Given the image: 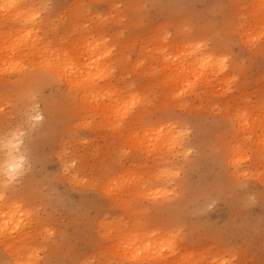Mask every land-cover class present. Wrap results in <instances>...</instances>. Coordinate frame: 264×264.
Returning a JSON list of instances; mask_svg holds the SVG:
<instances>
[{
	"label": "rangeland",
	"instance_id": "1",
	"mask_svg": "<svg viewBox=\"0 0 264 264\" xmlns=\"http://www.w3.org/2000/svg\"><path fill=\"white\" fill-rule=\"evenodd\" d=\"M21 1L25 6L21 16L31 15L30 23L20 16H11L12 20L0 1V36L5 37L0 40V66L6 69L0 67V154L7 143L4 138L10 136L18 137L23 154L22 174L7 188L0 185V194L6 200L17 199L28 210L30 217L24 215L16 222L20 233L30 235L20 242L23 249L16 254L9 256L0 247V264H12L14 259L28 264H165L167 258H173L174 264H264V167L258 160L253 165L243 161L246 171L235 177L222 159L233 129L227 107L236 100L240 107L253 109L264 96V23L259 21L264 18V0ZM15 26L28 28L23 30L27 36L35 30L38 48L49 41L45 57L37 52L42 56L39 65L37 47L27 55L20 50L22 55L14 54L22 60L1 58L6 57V38ZM60 41L65 44L59 49ZM92 41L101 42L109 53L104 57L111 84L150 98L147 115L134 128L130 124L137 105L122 119L114 115L109 119L65 102L67 86L62 81L30 76L43 70L40 60L43 64V59L52 61L54 55L60 58L72 50L78 52L72 62H84ZM186 41L203 43L202 50L226 57L233 77L227 89L217 81L204 87L190 81V74L184 78L183 90V83L175 88L173 80H166L167 86L163 76L170 69L166 68L173 64L170 60L179 63ZM166 120L177 129L178 146L164 148L165 153L149 150L148 131ZM160 167L165 173L158 174ZM119 176L118 189L103 188L111 177ZM156 189L160 191L153 193ZM121 231H135L132 250H124ZM154 235L162 244L158 251L153 248ZM141 242L146 247L139 246ZM171 245L173 255L167 251ZM161 253L164 261H153Z\"/></svg>",
	"mask_w": 264,
	"mask_h": 264
},
{
	"label": "bare ground",
	"instance_id": "2",
	"mask_svg": "<svg viewBox=\"0 0 264 264\" xmlns=\"http://www.w3.org/2000/svg\"><path fill=\"white\" fill-rule=\"evenodd\" d=\"M1 1V0H0ZM24 1V0H23ZM3 6H1L2 8H4L3 10L7 11L10 14V18L13 20V18L11 16H21V13L24 12L23 9L25 6L22 5V1L21 0H2ZM35 4V3H34ZM263 4V3H261ZM29 4H27V8H29L28 6ZM260 6V5H258ZM257 6V7H258ZM263 5H261L262 7ZM27 8L25 9L27 12ZM33 8V7H32ZM254 8V7H253ZM259 8V7H258ZM258 8L255 11L258 10ZM1 9V8H0ZM34 9V8H33ZM262 9V8H261ZM31 10V9H28ZM36 10V9H35ZM2 11V9H1ZM4 11V12H5ZM32 11V10H31ZM28 12L29 14L31 13ZM3 12V11H2ZM0 12V17L2 16ZM264 12V11H263ZM262 12V13H263ZM6 13V12H5ZM6 13V14H8ZM32 13H36V11H32ZM6 14L3 18H8ZM22 14H25L22 13ZM36 15V14H35ZM263 15V14H262ZM25 15H23L22 19L27 20L29 19L30 21L28 23L31 22V15H28L27 17H24ZM264 16V15H263ZM2 18V17H1ZM259 21L260 24L261 22L264 23V18L261 16L259 17ZM263 18V19H262ZM16 19V17L14 18ZM19 19V18H18ZM8 20V19H6ZM23 20L21 21L23 24ZM37 20V19H35ZM42 20V19H40ZM251 20V19H250ZM249 20V21H250ZM263 20V21H262ZM5 21V20H3ZM19 21V20H18ZM257 21V20H256ZM8 22H10V20H8ZM20 22V21H19ZM34 22V21H32ZM25 23V22H24ZM259 23V22H256ZM7 24V23H6ZM26 24V23H25ZM249 24V23H248ZM258 24V26L260 25ZM251 25V24H250ZM257 26V24H254ZM262 25V24H261ZM23 26V25H22ZM25 26V25H24ZM264 26V25H263ZM37 28V26H34V28ZM39 27V26H38ZM261 26H259L260 28ZM16 29L14 30L12 33H10V36H6L9 35V33H6V37H8V39L6 38V41H8L7 43L5 42V44H7L6 48V52L5 50H3V53L6 54V57L4 55V57L1 56V58H10L13 60V58H20L22 60V57H19V54L22 55V53H26V52H30L31 50L35 49L34 53L37 55L38 53H41L43 56L46 54V51L49 50L50 48V43L48 41L47 45H42V47L38 48L37 46V42H36V37L34 38L33 35L36 34L34 31L27 36L26 33H23V30L20 27V29H22V31H20L19 27L17 28L15 26ZM248 28V25L246 26V29ZM9 29V28H8ZM30 29V28H29ZM245 30V28H243ZM243 29L241 31H243ZM263 29V28H260ZM10 30V29H9ZM7 30V32L9 31ZM28 30V28H27ZM26 30V31H27ZM32 30V28L30 29ZM29 30V31H30ZM38 30V29H37ZM263 31V30H262ZM39 32V30H38ZM2 33V32H0ZM32 33H34L32 35ZM242 34V32H240ZM239 33V34H240ZM244 33V31H243ZM256 33V31H255ZM263 33V32H262ZM240 34V35H241ZM253 34V33H252ZM39 35V34H38ZM244 35V34H243ZM246 35V34H245ZM249 35V34H247ZM30 38L27 40L26 37ZM35 36V35H34ZM40 36V35H39ZM239 36V35H238ZM255 36V34H254ZM264 36V35H263ZM262 36V37H263ZM3 35L0 36V40L1 42H3V40L5 39V37H3ZM251 38V36H248ZM246 36V38H248ZM256 37V36H255ZM26 42H25V40ZM32 38V39H31ZM38 38V36H37ZM41 38V37H40ZM244 39L243 36H240V39ZM245 38V39H246ZM254 38V37H253ZM257 38H259V36H257ZM241 39V40H242ZM255 39V38H254ZM40 40V39H38ZM247 40V39H246ZM249 40V39H248ZM252 40V39H251ZM256 40V39H255ZM16 41V43H15ZM42 41V40H41ZM40 41V42H41ZM244 41V40H243ZM242 41V42H243ZM0 42V43H1ZM14 42V43H13ZM248 42V41H247ZM12 43L14 44L12 47ZM92 46H87L86 49V53L88 54L87 59L84 62H79L77 61L76 64L72 62V60L75 58V56L78 54L77 50H72L70 51L68 54L62 56L59 58V55H54V60L50 58V61H46L43 59V64H42V56L41 54L38 56V59L34 56L35 54H33V57L35 59H37L36 61H31V62H36L38 63V65L40 64L38 62L39 58H41L40 62H41V67L43 68L42 71H38L36 72V74H31L30 76H33V79H36L38 81H42L43 79H49V78H56L60 81H62L66 86V91L64 92V96H63V100L67 103H71L72 106H74L77 109H82V108H89L93 111V114H104L106 115L107 118L112 119L110 117V115H114L117 120L122 119L125 114L128 112H130L131 108L137 105V109L136 111H134V115L132 113V117L134 119V122H132L130 124V126H132V128L135 127V123L137 121H139L140 119L144 118L149 109H148V105L150 103V98L148 97V95H146L145 93L143 95H139L134 93L133 91H131L130 88H127L126 90H123L122 88H119L113 84H111L110 79H111V70H110V66L108 65L106 59L104 56H108V52L107 49H105V47L102 45L101 42H97V41H92ZM186 43V44H185ZM182 46V48L180 49V51H182L181 55L179 56L178 59H180L179 63H174L170 62V66H168L169 68L166 69H170V71L168 72L167 70V74H165L163 76V78L166 80L170 81H174L172 82L173 85L175 86V88L180 84H182L184 82V78L186 79V76L188 74L191 75L190 81H196L197 83H201L204 85V87H208V85H212L213 81H217L219 85H221L223 88H226L231 85V81L233 79L232 75L230 74L229 71V67L226 64V57L223 54H219L215 51H211V50H206L205 48L202 50V46L203 43L200 44L198 42L196 43H192V42H188L186 41ZM254 43V42H253ZM36 44V46H35ZM42 43L39 44V46ZM59 46L57 48H61L64 46V42L60 41ZM243 44V43H242ZM2 45V43H1ZM0 45V46H1ZM3 46V45H2ZM1 46V47H2ZM5 47H3L2 49H4ZM18 49L17 51L15 50V52L12 50L14 49ZM41 49V50H39ZM1 50V48H0ZM22 51V53L18 52V51ZM17 52L19 53L18 56L14 54H17ZM33 52V51H32ZM1 53V51H0ZM3 53L1 55H3ZM26 53V55L28 54ZM31 53V52H30ZM180 53V52H179ZM32 54H30L32 56ZM24 57V56H23ZM29 57V61L33 58H31L30 56H27V58ZM45 57V56H44ZM31 58V59H30ZM48 58V57H47ZM46 58V60H47ZM169 58V57H168ZM19 59V60H20ZM176 59V58H175ZM20 60V61H21ZM28 60V59H26ZM25 60V62H26ZM166 59L163 60V62H165L166 66L168 63L167 61H165ZM2 61V60H1ZM7 61V60H6ZM5 61V63H6ZM9 61V60H8ZM14 61V60H13ZM12 61V62H13ZM17 61V59L15 60ZM19 63L16 65V67L18 68ZM28 62V63H31ZM1 63V62H0ZM9 63V62H8ZM15 63V62H14ZM17 63V62H16ZM33 64V63H31ZM1 65V64H0ZM8 65L11 66V63H9ZM29 65V64H28ZM35 65V64H34ZM33 65V66H34ZM45 67H44V66ZM9 66V68H10ZM23 66V65H22ZM36 66V65H35ZM1 69H5L2 66H0ZM13 67V66H12ZM16 67L15 70L17 69ZM21 67V66H20ZM40 67V68H41ZM7 68V67H6ZM26 68V67H25ZM29 70V68L31 67H27ZM35 68V67H34ZM39 68V67H38ZM20 69V68H19ZM17 69V70H19ZM22 69V67H21ZM2 70V71H3ZM6 70V69H5ZM10 70V69H9ZM14 70V69H13ZM31 70V69H30ZM36 70V69H35ZM231 70V69H230ZM37 71V70H36ZM1 72V71H0ZM13 72V71H12ZM20 72V71H19ZM18 72V73H19ZM48 72V73H46ZM50 72V73H49ZM4 73V71H3ZM16 73V71H15ZM14 73V76L16 75ZM31 73V72H30ZM28 73V75L30 74ZM21 74V73H20ZM220 75V76H218ZM55 76V77H54ZM2 77V76H1ZM0 77V78H1ZM11 77V76H10ZM9 77V78H10ZM220 77V78H219ZM3 78V77H2ZM1 78V79H2ZM6 78H7V73H6ZM26 77H24L25 79ZM22 79V78H21ZM32 78H30L31 80ZM3 80V79H2ZM26 78V81H30ZM187 80V79H186ZM189 80V79H188ZM32 81V80H31ZM37 81V82H38ZM164 81V79H163ZM33 82V81H32ZM31 82V83H32ZM36 82V83H37ZM58 82V81H57ZM193 82V83H194ZM7 83V82H6ZM14 83V82H13ZM30 82H28L27 85H29ZM103 83V84H102ZM167 83V82H166ZM165 83V84H166ZM25 84V83H24ZM102 84V85H101ZM169 83H167V86ZM196 84V83H195ZM194 84V85H195ZM1 85V84H0ZM4 85V84H3ZM171 85V84H170ZM184 83L181 85V87H184ZM6 86V84H5ZM31 86V85H29ZM36 86V85H35ZM40 86V85H39ZM172 86V85H171ZM170 86V87H171ZM178 86V87H179ZM173 87V86H172ZM181 88L182 90L184 88ZM180 88V87H179ZM177 88V89H179ZM3 89V87H2ZM12 89V88H10ZM32 89V88H31ZM171 89V88H170ZM224 89V90H226ZM180 90V89H179ZM229 90V89H228ZM36 91H38L36 89ZM41 91V90H40ZM176 91V90H175ZM1 92V91H0ZM12 92V91H11ZM170 92L172 94H174L175 92L173 90H170ZM179 92V91H177ZM187 92V90L185 91ZM17 93V92H15ZM32 93V92H31ZM240 93V92H239ZM12 95V94H11ZM175 95V94H174ZM251 95V94H250ZM20 96V94H19ZM177 96V95H176ZM3 97V96H2ZM22 98V97H21ZM26 98V97H25ZM248 100V99H246ZM229 105V104H227ZM29 106V104H28ZM71 106V107H72ZM73 107V108H74ZM229 110V116L228 118L231 119L233 121V129H232V133H231V139L228 140V142L225 144V150L222 151L224 152V155H222V159L224 161H226L227 165L230 166L232 168L231 170V174L234 175L235 177H238L240 175H243L246 171L245 168H243L244 166L242 165L243 161H249L250 163H255L256 160L260 161V164H262V166L264 167V96L259 97V100L256 104V107L253 109H250L246 106L244 107H240L236 100H234V103L230 104L228 107ZM243 108V109H240ZM70 109V107H69ZM77 109H75V111H77ZM88 109V110H89ZM18 110V109H17ZM81 111V110H80ZM78 112V111H77ZM39 114V113H38ZM33 115V114H32ZM31 116V115H29ZM163 116V115H162ZM168 116V115H167ZM31 118V117H30ZM33 118V117H32ZM36 118V117H35ZM29 119V118H28ZM173 123L169 122L168 120L166 121H158L157 126L151 128L150 131H148V135L145 139V142H148V145L151 147V149H149L147 147V149L153 151V150H163L164 148H167L169 150V148L173 147V146H178L176 145L178 143V139H179V135L176 133V130L173 125ZM176 127V126H175ZM231 127V126H230ZM229 127V128H230ZM226 130V129H225ZM231 130V129H230ZM1 131V130H0ZM137 134V132L133 133L130 132V134ZM203 133V132H202ZM5 134V133H4ZM223 134V133H221ZM13 135V134H12ZM17 135V134H15ZM20 136V134H19ZM14 137V136H13ZM222 137V136H221ZM225 137V135H224ZM10 138V139H9ZM18 137H15L14 139L10 137L8 138H4L7 139V143L4 148V151L0 154V185L3 186V188H7L8 184H14L15 181L14 178L18 177L20 174H22L23 171V154L21 153V149L19 148V143L20 140L17 139ZM5 141V140H4ZM180 142V140H179ZM3 144V142H0V144ZM140 144V143H139ZM142 145V144H140ZM1 146V145H0ZM255 147V148H254ZM210 148V147H209ZM251 148H254L252 150V154L249 155V152L251 151ZM2 149V148H1ZM153 149V150H152ZM172 149V148H171ZM165 150V149H164ZM157 151V152H158ZM155 152V151H154ZM166 152V150L164 151V153ZM160 155L163 152H159ZM222 154V153H221ZM212 157V156H211ZM212 161V159H211ZM164 165V164H163ZM198 166V165H197ZM251 166V165H250ZM225 169V168H224ZM223 169V170H224ZM263 170V169H262ZM262 170H259L262 172ZM250 171V170H249ZM165 173L164 168H159V172L158 174H162ZM168 172V171H167ZM166 172V173H167ZM230 172V171H228ZM226 173V172H225ZM257 173V172H256ZM260 173V172H259ZM258 173V174H259ZM264 173V170H263ZM227 174V173H226ZM247 174V173H246ZM246 174L244 176H246ZM190 176V175H189ZM193 176V175H191ZM226 176V175H225ZM263 176V174H262ZM230 177V176H229ZM19 178V177H18ZM124 178V177H122ZM26 179V178H25ZM14 183H13V182ZM121 181V177H111V179L108 181V183H105L106 185H104L103 188H106L107 186L109 187L110 185H112L113 187L117 188V186L119 185ZM123 181V180H122ZM17 182V181H16ZM20 182V181H19ZM160 183V182H159ZM215 183V182H214ZM219 183V182H218ZM9 184V185H10ZM124 184V183H123ZM217 184V182H216ZM209 185V184H208ZM12 186V185H11ZM123 186V185H122ZM121 186V187H122ZM125 187V185H124ZM166 187V186H165ZM195 187V186H194ZM209 187V186H207ZM10 188V187H8ZM238 188V187H237ZM2 189V188H1ZM0 189V190H1ZM118 189V188H117ZM116 189V190H117ZM121 189V188H120ZM240 189V188H239ZM242 189V188H241ZM249 190V189H248ZM4 191V189H3ZM152 191V190H151ZM159 189L153 190V193L159 192ZM242 191V190H241ZM107 192V191H106ZM119 192V191H118ZM108 193V192H107ZM117 193V191H116ZM125 193V192H124ZM151 193V192H150ZM186 193V192H185ZM245 193V192H244ZM168 194V192H167ZM29 195V194H28ZM108 195V194H107ZM124 195V194H123ZM6 196V195H5ZM118 196V193H117ZM166 196V195H165ZM22 197V196H20ZM164 197V196H163ZM202 197V196H201ZM6 197H4V195L0 194V247L1 250H6L9 253V256L16 254L18 252H20L23 249V246L20 244V242H25L27 237L26 235H28L29 233H27V231L20 233L18 231V223L16 222L18 219H21L22 216L27 215L29 216V212L28 210L25 209V207H23L24 205L21 204L19 201H16L12 199L10 200H6ZM30 199H32V197H29ZM154 198V197H153ZM22 200H25L22 199ZM111 200V199H110ZM180 200V199H179ZM197 201V200H196ZM24 203V202H23ZM112 203V202H111ZM132 202H129L128 204H130ZM197 203V202H196ZM156 204V203H155ZM23 205V206H22ZM27 205V204H26ZM25 205V206H26ZM127 205V204H126ZM136 206V205H135ZM27 207H29L27 205ZM128 208V207H127ZM187 208V206H186ZM192 208V207H191ZM28 209V208H27ZM152 209V208H151ZM32 212V211H31ZM149 213V212H148ZM34 214V213H33ZM173 214V213H172ZM131 215V214H130ZM175 215V214H174ZM34 216V215H33ZM30 217V216H29ZM25 218V217H24ZM23 218V219H24ZM33 218V217H32ZM38 218V217H37ZM22 219V220H23ZM36 219V218H35ZM182 219V218H181ZM21 220V221H22ZM30 221V219H28ZM27 220V221H28ZM39 220V219H38ZM34 221V220H33ZM23 222V221H22ZM27 223V222H26ZM35 223V222H34ZM29 224V222L27 223ZM26 224V225H27ZM32 224V223H31ZM30 224V225H31ZM37 224V223H36ZM24 225V224H23ZM22 225V226H23ZM20 226V225H19ZM28 226V225H27ZM106 226V225H105ZM18 227V228H17ZM32 227V226H31ZM23 228V227H22ZM28 228V227H27ZM110 228V227H109ZM107 228V230L109 229ZM36 230V229H35ZM19 232L16 234V232ZM106 231V230H104ZM153 231V230H152ZM135 232V231H134ZM134 232H130V233H125L123 231L120 232V234H125V235H121L123 237H121L123 240V243H120L118 245H123V247L125 246L124 250L126 249V247H130L129 249L132 250L131 246L133 247V243H134V239L136 236V233ZM168 232V231H167ZM166 232V233H167ZM108 234V232H106ZM159 233V232H158ZM166 233H164L166 235ZM119 234V235H120ZM155 234V233H154ZM171 234V233H169ZM168 234V236H169ZM30 235V234H29ZM33 235V234H32ZM118 235V236H119ZM159 235V234H158ZM162 235V234H161ZM117 236V237H118ZM156 235H154V241L153 243V248L156 249V247L158 248V246H161V243H158L159 241H157V239L155 238ZM140 237V236H139ZM138 237V238H139ZM153 237V236H152ZM152 237L150 238V240L152 239ZM159 237H161L159 235ZM158 237V238H159ZM118 238V239H121ZM166 238V237H165ZM170 238V237H169ZM138 240V239H137ZM145 240V239H144ZM147 240V239H146ZM145 240V241H146ZM167 240V239H166ZM171 240V239H169ZM32 241H34L32 239ZM120 241V240H119ZM139 241V240H138ZM137 241V242H138ZM165 241V240H164ZM29 243L31 241H28ZM118 242V241H117ZM117 242L114 243L117 244ZM33 243V242H32ZM113 242H111L112 244ZM139 243V242H138ZM145 242L140 243L139 246L144 245ZM166 243V242H165ZM137 244V243H136ZM147 244V243H146ZM145 244V245H146ZM24 245V244H23ZM37 245V244H36ZM108 245H110L108 243ZM113 245V244H112ZM121 245V246H122ZM144 245V246H145ZM150 245V244H149ZM106 246V245H105ZM138 246V245H137ZM174 245H171V250H167L168 252H171V255L174 254L175 248H173ZM117 247V245L115 246V248ZM120 247V246H119ZM135 247V246H134ZM133 247V248H134ZM146 247V246H145ZM144 247V248H145ZM118 248V247H117ZM160 248V247H159ZM123 248H120V250L122 251ZM142 249V247H141ZM149 249V248H148ZM161 249V248H160ZM159 249V250H160ZM35 250V249H33ZM127 250V249H126ZM125 250V251H126ZM147 250V249H146ZM145 250V251H146ZM151 249H149L150 251ZM124 251V252H125ZM152 251V250H151ZM156 251H158L156 249ZM165 251V250H163ZM166 251V252H167ZM118 252V251H117ZM116 252V253H117ZM129 252V250H128ZM134 252V251H133ZM142 252V251H141ZM6 253V252H4ZM120 253V252H119ZM122 253V252H121ZM130 253H132L131 251L129 252V255H131ZM152 252H149V254ZM154 253V252H153ZM158 253V252H157ZM163 253V252H162ZM160 254L158 258L153 257V261H156V259H165V255L164 254ZM31 254V253H29ZM147 254V252H145V255ZM148 254V255H149ZM7 255V254H6ZM121 255V254H120ZM141 255V253H140ZM143 255V254H142ZM158 255V254H156ZM29 256V255H28ZM134 256V255H133ZM144 256V255H143ZM151 256V255H149ZM7 257V256H6ZM19 257V256H18ZM27 257V256H26ZM30 257V256H29ZM31 257H33V255H31ZM132 257V255H131ZM147 257V256H146ZM173 257V256H171ZM8 258V257H7ZM135 259L137 257H134ZM151 258V257H150ZM27 259V258H26ZM24 259V261L26 260ZM132 259V258H131ZM168 259V258H167ZM165 259L166 263L165 264H174V259L173 258H169L168 260ZM150 260V259H149ZM22 260H16L14 259L12 264H25V263H21ZM31 262V261H29ZM9 263V262H8ZM33 263V262H32ZM28 264V262L26 263ZM136 264V263H135ZM162 264V263H161ZM222 264V263H220Z\"/></svg>",
	"mask_w": 264,
	"mask_h": 264
}]
</instances>
